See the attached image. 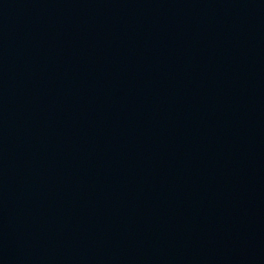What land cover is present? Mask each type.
Returning a JSON list of instances; mask_svg holds the SVG:
<instances>
[{
  "label": "water",
  "instance_id": "95a60500",
  "mask_svg": "<svg viewBox=\"0 0 264 264\" xmlns=\"http://www.w3.org/2000/svg\"><path fill=\"white\" fill-rule=\"evenodd\" d=\"M0 264H264V0H0Z\"/></svg>",
  "mask_w": 264,
  "mask_h": 264
}]
</instances>
